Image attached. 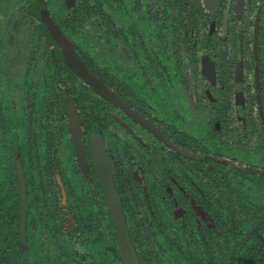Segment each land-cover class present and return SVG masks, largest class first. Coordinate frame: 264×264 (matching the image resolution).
Segmentation results:
<instances>
[{
    "label": "flooded vegetation",
    "instance_id": "obj_1",
    "mask_svg": "<svg viewBox=\"0 0 264 264\" xmlns=\"http://www.w3.org/2000/svg\"><path fill=\"white\" fill-rule=\"evenodd\" d=\"M66 16L68 20L60 24ZM48 19L71 42L92 73L97 76L94 66L105 71L107 79L101 72L97 77L131 111L160 132L157 134L136 121L77 76L75 79L96 101L95 124L84 130L76 106L80 95L66 94L70 87H76L73 81L70 80L69 86L62 81L55 83L62 92L51 95L46 102L53 107L59 104L60 118L55 119L59 131L64 126L69 134L68 168L75 169L78 178L87 185L85 188L96 193L98 208L106 206L90 149L92 135L101 138L113 163V181L133 245L134 229L143 238L140 227L154 215L151 207L160 203L165 205L163 214L183 222V233L186 223H193L194 233L200 234L201 240L209 234L216 236L222 219L230 240L243 229L239 236L242 244L237 248L230 244V255L234 253L246 263L249 254L248 264H254L258 258L264 264V0H0V66L9 68L13 59L8 56L19 57L25 39L31 42L30 56H38L42 49L46 54L62 55L54 43ZM83 21L86 28L95 32L92 38H75L74 23L80 25ZM93 40L102 48L98 49V55H110L117 60L125 80L116 81L95 60L92 66L89 64L85 57L94 56ZM132 62L135 69L130 66ZM144 65L149 69L145 77L139 74ZM26 68L22 81L5 83L7 105L3 107L5 100L0 102V117L6 118L9 100L20 104L18 95L23 94L21 88L25 89ZM133 72L134 79L139 76L140 80L131 85ZM28 85L31 86L30 80ZM69 101L75 106L81 129L82 147L77 153L68 127ZM181 103L183 109H179ZM14 104L10 115L23 109V103L17 108ZM168 106L171 109L167 110ZM169 116L178 118L173 122ZM105 120L112 121L120 135L108 131ZM12 122L13 133L8 143L5 122L0 128V153L5 159L3 168L9 167L6 168L8 161L10 166L13 162L17 177V167L24 172L22 162H26L25 126L21 130V123L15 124L14 119ZM11 128L8 124L7 129ZM61 170L56 168L53 178L59 194L55 203L59 208L54 211L56 220H62L65 214V208L61 207L69 193V176ZM250 208L252 219L248 220L245 215H249ZM78 210L75 212L83 215L89 211ZM65 216L63 238L75 225L74 218L69 216V220L68 214ZM257 227L263 229V240L249 243ZM84 238L86 264L91 246L89 236ZM27 240L32 239L26 236L24 248L29 245ZM97 241L101 244L100 239ZM249 248L253 249L251 254ZM239 251L245 257H240ZM231 263L232 260L228 262Z\"/></svg>",
    "mask_w": 264,
    "mask_h": 264
},
{
    "label": "rangeland",
    "instance_id": "obj_2",
    "mask_svg": "<svg viewBox=\"0 0 264 264\" xmlns=\"http://www.w3.org/2000/svg\"><path fill=\"white\" fill-rule=\"evenodd\" d=\"M65 20H68V16L61 18L60 24L63 23V21L66 22ZM85 26H87V25L85 24L84 21L81 22L80 25L74 24L73 31L76 34L75 38L87 39L89 36H91V38L93 36H95V32L89 30V27L86 28ZM92 29L97 31L96 28H92ZM93 42H94L93 45L96 48H95V52L93 51L94 56H91V57L98 64H101V66H104L106 68V70L114 76V79L116 81L125 80V78L123 79V77H125V74L123 71L119 70L117 60L113 56H110V55H107V57L106 56L104 57L103 55H98V49L102 50V48H99V45L94 40H93ZM30 43L31 42L28 39H25L24 43L21 42V46H20V50H19L20 54H18L19 57H17L16 59H14L13 56H10V55L8 56L9 59H11V58L13 59L12 63L8 65L9 68L0 66V70L2 73V74L0 73V78L2 80L5 79L9 83H16V84L19 80L22 81V78L24 75V70H25L26 66H27L26 71L28 69L31 70V73H30L31 86L29 88H27V90L21 88L20 92L23 91V94L18 95V97H20V100H21L20 104L21 103L24 104V105H22L23 109L20 112L12 111V112H14V114L10 115L9 114L11 112L10 107L14 104L15 101L9 100L10 104H8V106H7L8 111L6 112V118H4L2 116L0 117L1 122L2 123L5 122V126H6L5 133L8 134V135H6L7 143H8V139H11V132H12L11 122H12V119H14L15 124H17L18 122L21 123V130H23L25 128L24 129L25 143L27 144V140L29 137L27 135H30V138L32 137V140L34 142L35 134L37 136L41 135L40 130L38 129V125L39 124L41 125V123H40L41 117L39 114V108L38 107L40 105L42 106L43 103L46 102V100L51 95L59 94L60 91L62 92L59 84H55L57 82L55 78H57V77H55L54 75H52L50 77L49 76L50 73L48 75H46V69L48 66L45 67L43 65V63L45 62V56H46L45 50L42 49L41 53H38V56H35L31 60V61H33V65H32V67H29L28 61L30 60L31 56L29 55L30 53L28 52V48H29ZM127 60H129V58H127ZM129 62H130V60H129ZM133 64L134 63L132 62V65H130V66H131V68L135 69V66ZM169 65L170 66L173 65V63L169 61ZM144 67L145 68L139 74H142L145 77L146 76V70H149V69L146 68L145 65H144ZM98 69L101 70L99 67H98ZM139 70L140 69H137L136 71L138 72ZM6 72H8V73H6ZM101 73L103 74L105 79L108 78L107 77L108 74L105 71H102ZM129 73H130V71H129ZM2 75L5 76V78H3ZM132 75L134 76L133 77V79H134L135 78V72H133ZM170 75H171V72H170ZM136 79L140 80V77L138 76V77H136ZM70 80L73 81L74 86H76V89L79 91L78 95H81V96H77L78 103L80 105V107H78V109H79L80 116L82 117L83 122H84L83 128H84V130H86L89 126H92L93 124H95L93 117H92V119H90V115H89L90 111L94 112L93 107L95 106L94 104L96 102L94 99L95 97L86 87H83V85L80 84L75 78L66 79L65 81H63V84H65L66 82L69 83ZM137 80L134 79L132 81L133 83H131V85L136 83ZM59 82H61V81H59ZM25 84H26V81L24 82V85ZM25 87H26V85H25ZM128 89L130 90L131 88H128ZM128 92L131 94L132 91H128ZM137 92L140 93V89H138ZM1 93H3V91ZM6 97H7L6 95L0 94V102H3L5 100L3 107L7 105ZM23 98H25V99L23 100ZM16 99H17V96H16ZM141 102H143V101L141 100ZM149 102H150V100H149ZM20 104H14V106L17 108V106ZM153 105H156L157 108H160L159 107L160 105H158V104H153ZM165 106H167V105H165ZM37 108H38V111L36 110ZM163 108H164V106H163ZM177 108H178V105H177ZM183 108L184 107L182 106V103H181L179 109H183ZM168 109H171V108H169V106H168L167 110ZM164 110H166V109L164 108ZM31 113L33 115V118L31 116ZM44 113L47 115V120L42 125H44L47 132L50 133V135H48V138H50L52 143L47 144L45 142H49V141H44L42 138H38L37 142L35 144H33L32 146L26 145V147L31 149V151H30V149H28L29 151H28V154L26 156V161H29V162L31 161L33 167H35V168L38 167L37 168L38 176L42 180H44V186L40 191V193H41L42 191L45 190V199H42V203L47 206V210L46 209H44V210H46L47 214L52 213L51 207L54 206L52 204V202L56 203V201L58 200V197H59L58 189H57L58 187L54 184V180H53L54 172H55L56 168H58V167L62 168L61 172L63 170H64V172L66 171L68 176H69V178H68L69 193L62 203L64 208H65L64 213H66L69 210L71 211L73 208H75L77 210H78V208H82L83 212L88 211L89 208L91 210H97V209L93 208L94 206L95 207L98 206L97 203L99 200L96 199L98 197L96 195V193L92 192V190L86 189V191L84 190L85 192H83L84 196H82V190H83L84 182L82 179L78 178V175H76L77 171L75 169H73V168L69 169L68 168L69 165L67 164L66 160L69 162L70 150L68 149V147H69V134H68L67 128L63 126V128L59 131V128H58L59 122L55 119V116L50 114V112H47V111H44ZM100 117L103 118V116H100ZM169 117H170V120L172 119L173 122L176 120V118H178V117H176L173 119L171 116H169ZM36 120H37V122H36ZM7 123L9 124V127L11 128V130L7 129V126H8ZM23 124L25 126L24 128H22ZM106 124H107V126H106L107 130L108 129L113 130L120 135L119 129L116 127V125L112 121H110V120L106 121L105 120V125ZM21 141H22V136H21ZM7 143H6V145H7ZM4 144H5V139L3 140V146H4ZM54 144H55V147L53 148ZM1 146H0V150H1ZM51 146H52V148H51ZM39 147L41 150L40 153L38 151ZM43 151L46 153L47 157H45V156L42 157L39 155V154L43 153ZM5 163H7V162H5ZM3 165H4L3 163H0V174L6 173V171L8 170L7 166H9V161L6 165V168H7L6 170H3ZM70 170H71V174L69 172ZM72 172H74V173H72ZM24 178H25V176H24ZM17 185H18V182H17ZM25 185H26V189H27L26 180H25ZM40 193H39V195H37L33 189V190H30V194H29V199H30V202L32 203V206L34 208H36V210H38V211L39 210L41 211L38 198H41L40 196H43V193L42 194H40ZM18 194H19V187H18ZM85 196H88V197L86 198ZM27 198H28V195H27ZM77 199H81V202H77L76 201ZM91 199H93L92 202L94 203V206L90 202ZM159 204L157 206L153 205L151 207V211L154 215L153 216L150 215L149 218H147L146 220L144 219L145 220L144 225H146V226H145L144 231H143V235H144L143 238L146 240V243L149 244L148 248H149L150 252H153L155 255V257L153 256L152 264H195L194 259L196 257L200 258L202 260V262L205 263V261H207V254H206L207 251H205L203 241L199 238V236L196 233H194V230H195V227L193 226L194 224L193 223L192 224L186 223L185 231L183 233L182 232V223L183 222H181L180 219H178V218L173 219L170 214H166V213L163 214L162 211L163 210L165 211V205L160 206ZM252 210L253 209L250 208L249 213H248L249 215H245V216H248L247 217L248 220L252 219V216H251ZM253 215H254V212H253ZM69 216L70 215L68 214V219L70 220L71 216L70 217ZM239 218H241V217H239ZM43 223H44L43 220H42V222L41 221L37 222L36 225H38V227H36V228L39 230V227ZM159 225H161V228L159 227ZM218 228L220 231L221 230L223 232L227 231L224 219L219 221ZM227 232H229V231H227ZM100 233L102 234V231ZM193 234L197 236V238L195 240L192 239V236H194ZM42 236H43L42 239H40V241H39L40 244L37 243V240L35 242H33V240H32V242L29 243L30 248L28 246L26 248H24V246L21 247L22 251L26 250V255H27L28 259H30V258H32V260L36 259L34 261L36 264H41V263L47 264L49 261V257L47 255L45 256V254H44V252L46 251V248L43 246L44 243H46L44 241V238L47 235L44 234ZM196 236H194V237H196ZM186 239L188 240L187 242H186ZM102 240H104V239L102 238ZM91 243H92V241L90 240L89 246H91ZM188 243H190V245H188ZM99 244L100 243H98L96 245L97 248H98ZM221 244L223 245V243H221ZM39 245H41V248ZM54 246L55 247H53V249H55V254L50 253L51 254L50 256L52 257V261H55L54 260L55 255L59 254L60 257H64L66 255V254H64L66 249L65 250L63 249L62 251H60L58 249L59 244L56 242H54ZM48 248L50 249V244H48ZM226 249L227 250L224 254V253H222V250H220L219 248H214L212 250V259L210 260L211 261L210 264H228V262L230 260H232L231 264H238V261H239L238 257L234 253H233V256L230 255V248L229 247H227ZM30 250L32 252H30ZM41 251H42V253H41ZM157 254H158L159 258L156 256ZM38 257H39V260H38ZM258 261L261 263L262 258H258L254 264H260Z\"/></svg>",
    "mask_w": 264,
    "mask_h": 264
},
{
    "label": "trees",
    "instance_id": "obj_3",
    "mask_svg": "<svg viewBox=\"0 0 264 264\" xmlns=\"http://www.w3.org/2000/svg\"><path fill=\"white\" fill-rule=\"evenodd\" d=\"M77 20L75 21V23L77 22ZM79 20L82 21V19L80 18ZM54 49H56V47ZM45 55H46L45 62L43 63V65L45 67L48 66L46 69V75H48L49 73H50L49 74L50 77L54 75L55 77H57L55 78L57 82L59 81L63 82L66 79L77 78V75L75 74L73 70H71L68 67L62 55L59 54V56H56L54 54L50 55V53L45 54ZM35 56L36 55L34 56L32 55L30 60L28 61L29 67H32L33 61L31 60ZM85 59H87L89 61V64L92 66V61L94 59L91 56L85 57ZM93 68L97 70L95 73L97 74V76H99L98 72H100L101 70L97 69L96 66H94ZM30 73H31V70L28 69L26 71V76H25V81H26L25 89L26 90L27 88L30 87V85H28L29 80H30ZM5 83H7L5 79L3 80L0 79V91L1 92L3 91V93L0 92L1 95H6L7 93V87L5 86ZM65 84L66 86L70 85L68 83H65ZM69 92L71 94H69ZM66 94L67 95L69 94L70 96L75 97L74 95L77 96V94H79V91L76 89V87H73V88L70 87V89L66 91ZM52 97L53 96H51V98ZM74 99L75 98H73V100ZM76 106L77 108L80 107L78 101L76 102ZM38 108H39V114L41 117L40 119L41 125L40 124L38 125V129L40 130L41 135L37 136L35 134L34 142L32 140V137L30 138V135H27L29 137L27 140V144L25 143L24 145L25 146V151H24L25 157L28 154V151H29L28 149H30L26 147V145L32 146L33 144L37 142L38 138H42L44 141H49V142H45L47 144L52 143L50 138H48V135H50V133L47 132L44 125H42L47 120V115L44 113V111L50 112L52 115H55V117L60 118V116L57 114L58 110L60 109L59 104L57 105V103L55 107H53L52 104L48 102H44L43 105L42 106L40 105ZM38 108L36 109L37 111H38ZM93 109L94 111L97 110L95 106L93 107ZM0 114H1V111H0ZM89 115L93 117V112L90 111ZM31 116L33 118L32 113H31ZM80 119L82 120V124H83L84 122L81 116H80ZM3 124L4 123H2L0 120V128L3 126ZM38 151L39 153L41 152L40 147L38 148ZM39 155L42 157L43 156L47 157L44 151L43 153ZM1 158L2 157L0 156V163H3V160L5 159L4 158L1 159ZM22 167L24 171L23 173L25 176L26 184H27V195H28V200H27L28 211H27V221H26L27 236L31 237L33 242H35L37 238L42 239L43 237L42 235L44 234L47 235L44 238V241L46 243H44L43 245L46 248V251L44 252V254L45 256L47 255L49 257V261L47 264H82V263L85 264L83 261L87 259V252H85L86 247L84 246L85 244L84 236L86 237L87 235L89 236V241L91 240L92 243H91V247H89V252L91 255H90L89 261L86 264H122L120 257H119L117 247H116L115 229L109 219L107 209L101 206L100 208H98L97 206L96 208L97 210L94 211L89 208V211L85 215L79 212H75V211H78L77 209H72L74 210L73 213L71 211H67L65 214H63L62 220L60 219L56 220L54 211H56L59 207H56L55 203L52 202V204L54 205L51 207L52 213L47 214L46 213L47 206L42 203V199H45V190L42 191L41 193L40 191L44 186V180H42L38 176V173H37L38 167L37 168L33 167L31 161L30 162L23 161ZM3 170L5 169L3 168ZM86 186H87L86 184L83 186L82 196H84L83 192H85L86 189L88 190V188H85ZM33 189L37 195H39V193L40 194L43 193V196H40L41 198H38L41 211L36 210V208H34L32 206V203L30 202L29 194H30V190H33ZM85 197L87 198L88 196H85ZM92 200L93 199H91L90 202L92 203V205H94ZM76 201L81 202V199H77ZM101 204L103 203L101 202ZM62 208L64 207L62 206L61 209ZM19 212H20V198L18 194L16 170L12 162L11 166L9 164V167L6 173L0 174V264H36L34 262L36 259L34 260H32V258L28 259L26 255V251L21 250L22 245L19 240ZM67 214H69L72 218H74L75 225L71 227L70 229H68L66 237L63 238L62 237L63 235L61 234L62 226H63L62 223H63V220L66 219L65 215ZM42 220L44 221V223L39 227V230H38L36 228L38 227L36 223L40 221L42 222ZM145 226L146 225L140 227L142 232L144 231ZM159 227L161 228V225H159ZM100 229H103L101 230L102 234L99 232ZM256 229L257 230L254 232V235H252L249 243H254V242H257L258 240L259 241L263 240V236H262L263 229H261V227H257ZM221 231H218L216 236L209 234L205 240L204 239L202 240L204 243L205 251H207L206 252L207 261H205L204 263L202 262L200 258L196 257L194 260L195 264H210L211 262L210 260L212 259V250L214 248H219L220 250H222V253L225 254L227 250L226 248L229 247L230 244H232L233 242L234 243L232 245H234L235 248H237L239 245L242 244L241 240L239 242V239H240L239 236L243 232V229H239L238 230L239 234H235L234 235L235 237L231 240L228 239L227 231H224V232L223 231L221 232ZM77 232L79 234H77ZM133 233L135 234V237H133V242L135 244L134 246L136 248V253L139 258L140 264H152L153 256L155 257V255L153 252H150L148 248L149 244L146 243V240L141 237L138 230L134 229ZM194 236H192V239L195 240L197 236L196 237ZM198 236L200 237V234H198ZM102 238L104 240H102ZM97 239L98 240L100 239L101 244H102V246L101 244H99L98 248L96 246L99 243ZM54 242L59 244L58 249L60 251H62L63 249L64 250L66 249L64 252V254L66 255L64 257H60L59 254L55 255L54 256L55 261H52V257L50 256L51 255L50 253L55 254V249H53V247H55ZM29 243L30 242L28 241L27 244ZM37 243L40 244L38 241ZM190 243H188V245H190ZM221 243H223V245ZM48 244H50V249L48 248ZM39 246L41 248V245ZM28 247L30 248V245H28ZM249 249H250L249 251L251 254L253 249L252 248H249ZM30 252L32 251L30 250ZM156 256L159 258L158 254ZM239 256L245 257V255L242 254L240 251H239ZM252 257L255 258V256H252ZM248 258H249V254H247L246 260L244 258L245 262L247 261L246 263L238 261V264H248ZM38 260H39V257H38ZM41 264H45V263H41Z\"/></svg>",
    "mask_w": 264,
    "mask_h": 264
},
{
    "label": "water",
    "instance_id": "obj_4",
    "mask_svg": "<svg viewBox=\"0 0 264 264\" xmlns=\"http://www.w3.org/2000/svg\"><path fill=\"white\" fill-rule=\"evenodd\" d=\"M48 27L52 32V37L57 48L62 53V56L68 67L75 72L89 87L97 94L113 102L115 106L123 110L126 114L133 117L136 121L145 127L160 134L149 123L139 117L136 113L128 108V105L111 91L92 71L86 66L85 62L76 54L71 42L61 33L51 20ZM68 127L71 134V139L75 147V151H81V129L78 122V115L75 106L70 101L66 108ZM90 149L93 156V163L97 173V183L102 191L103 200L108 212L109 219L115 229L116 247L120 256L122 264H140L135 247L129 236L128 226L122 210L121 199L117 193L113 181L114 166L109 158L101 138L97 135L90 137ZM181 153H186L178 149ZM17 182L19 187L20 197V212H19V239L22 246L26 244V212L27 194L25 178L20 166L17 167Z\"/></svg>",
    "mask_w": 264,
    "mask_h": 264
},
{
    "label": "clouds",
    "instance_id": "obj_5",
    "mask_svg": "<svg viewBox=\"0 0 264 264\" xmlns=\"http://www.w3.org/2000/svg\"><path fill=\"white\" fill-rule=\"evenodd\" d=\"M139 259V258H138Z\"/></svg>",
    "mask_w": 264,
    "mask_h": 264
}]
</instances>
